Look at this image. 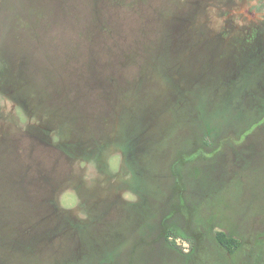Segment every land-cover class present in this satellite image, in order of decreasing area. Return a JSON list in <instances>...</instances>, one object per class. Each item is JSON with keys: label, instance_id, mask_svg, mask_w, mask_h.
Wrapping results in <instances>:
<instances>
[{"label": "rangeland", "instance_id": "1", "mask_svg": "<svg viewBox=\"0 0 264 264\" xmlns=\"http://www.w3.org/2000/svg\"><path fill=\"white\" fill-rule=\"evenodd\" d=\"M255 99L264 105V0H0V264H82L107 251L128 254L137 232L168 209L172 156L197 134L199 105L218 110L227 132L217 139L222 159L192 162L200 165L194 178L184 168L187 206L178 212L192 224L222 219L225 235L239 240L245 223L223 218L213 194L231 183L234 214L263 216L257 198L264 176L246 199L241 179L230 181L227 172L230 146L263 150L257 141L264 121L243 130L247 137L228 132L234 118L243 123L257 115L248 106ZM26 122L29 132L38 123L54 139L60 133L61 145L71 143L77 157L65 169L48 138L27 135ZM83 145L97 154L87 158ZM134 157L140 180L132 183L127 165L133 168ZM124 182L146 185V211L128 205L138 200L132 188H111ZM27 227L34 232L23 234ZM169 239L189 249L182 237ZM252 243L241 261L260 264L264 236ZM138 248L148 264L150 249ZM204 255L212 258L208 247ZM152 258L151 264H181L164 253Z\"/></svg>", "mask_w": 264, "mask_h": 264}, {"label": "flooded vegetation", "instance_id": "2", "mask_svg": "<svg viewBox=\"0 0 264 264\" xmlns=\"http://www.w3.org/2000/svg\"><path fill=\"white\" fill-rule=\"evenodd\" d=\"M263 87V86H262ZM255 92H259L260 94L263 93V90L261 88V90L259 91H255ZM246 95H249L248 92L245 93ZM256 102H252V103H248V106L251 105V107L253 109L257 110V115L253 118H249L248 120H245V122L240 123V118L237 119H233L234 123L230 124V129L228 130V132H237V134L241 135L243 130L250 128L252 125L255 126L257 125L258 122H263L264 121V105L262 104L261 101H258V99H255ZM263 106H262V105ZM258 105V106H257ZM256 106V107H253ZM238 109H240L241 107H237ZM249 107H247L248 109ZM242 112H239V114ZM238 115V113H237ZM239 116V115H238ZM240 117V116H239ZM29 120V119H27ZM53 124V123H50ZM27 130V135L29 136H33L35 137V140L39 141V142H43L44 138H48L50 140V142L48 143L49 146H51V148L53 149V151L57 150L56 152H59L60 154H62V157L60 159H64L63 163H64V167L66 169L67 164L69 163L68 161H70V159L72 160L74 157H77V154L72 151V148L67 144H62L61 145V141L63 140L62 137H60V133L57 134L56 138L54 139L52 133H49V131L51 130L50 128H43L40 127V125L37 123V127L34 129V132H29L28 129L31 128L32 123L26 122L23 124ZM55 125V124H53ZM54 133V132H53ZM228 133V134H229ZM25 135V136H27ZM63 135V134H61ZM238 135V136H239ZM247 137V134H242L241 136ZM24 136V137H25ZM44 143V142H43ZM257 144H260L261 148H263L264 150V137L262 138V141H257ZM240 145V144H239ZM62 147L63 149L60 150L59 147ZM252 145H248V147H251ZM219 143L217 144V149L214 153V160H212L215 163H219L221 156V151L219 149ZM83 149H85V152H83V154H85L87 157L93 156L94 154H97L95 150L90 151V149L88 148L87 145H83L82 146ZM247 148V147H246ZM262 149L259 152H255V149L249 150L247 151L242 150L238 147L235 146H230V151L232 154V158L231 160L227 159V161H230L227 163V168L229 169L227 172L230 173L229 175V180L232 181V179H241V184L243 185L242 188L247 189V191H249L246 195L245 198L247 199L248 196L251 195H255L254 193V188L259 185L262 182V178L264 176V151ZM193 153H195V156H197L198 154L196 153V151H194ZM237 154L241 155L240 159H237ZM255 160V162L250 161L249 165L246 167H242L243 162H247V158H251V157ZM135 162L133 164V172L135 175V179L137 178L138 181L140 180V178H138L136 176V169L139 170V167H137L138 165V159L135 158ZM200 160H207L209 161L208 157L207 159H200ZM202 161V162H203ZM36 164L39 165L38 161H35ZM31 166V165H30ZM137 167V168H136ZM242 170L244 171V173H242ZM71 174V173H70ZM226 182V181H224ZM138 184V185H137ZM121 185V183L119 184ZM130 184L128 182H124L121 187H116L114 185V187H111L112 189H119L120 190H124L122 188L129 187L132 188L134 190V192L138 195V200L139 201V191L138 189H134L132 186H129ZM137 187L139 188L140 183H136ZM231 183H228L227 187H222L221 189V193H218V188H216V192L214 195V200L215 198H219L218 202L219 203H223V207L220 210L218 209V213L224 215L223 218H227L228 221L230 223H235L238 222L239 224L245 223V226L243 227V229L240 231L241 233H239V240L236 239L238 241V245L237 247H233L232 250L227 249V246L219 240V237L221 236L222 238L226 239V238H237L232 237L234 235H232L231 237L225 235L224 230H225V225L223 224L224 221L221 222L215 221L210 225L206 224V221L208 222V219L202 218V221L199 224H192L190 222V219L186 220L183 218V216H179L181 217L182 221H183V232L185 233V236L183 237V239H185V241L187 242L186 245L189 246V249H182L179 245V250L177 252L175 251H170L167 253H164L166 255V257L171 260L174 259V257L178 256V259L180 261L181 264H247L246 263H242V257L240 256L241 253H243V251H248L249 247L251 246V242H253L252 244L255 243V241H257L258 237L261 235L264 236V194L259 197L258 196V204H257V210H259L263 215L261 216V218H253L251 219L249 217V215L246 213L243 215V217L241 216V213H235L234 211H232V207H229L228 205V201H232L231 200V195H232V199L234 200L236 198V194L235 193H231V188H230ZM146 185H142L140 187H143ZM263 186V185H262ZM261 187V186H260ZM261 189V188H260ZM264 192V189H263ZM54 195V194H53ZM114 199L116 200H122L121 197H119V195L115 194L113 195ZM112 196V197H113ZM136 201V202H137ZM225 203V204H224ZM49 204L51 206H55V202H54V198L52 197V199H49ZM237 205V204H236ZM243 205V204H242ZM237 207H239L237 205ZM241 208V207H239ZM245 212H247L246 209V205H243L242 208ZM53 212H55V210H53ZM209 213H211V211H209ZM247 215V216H245ZM241 219H238L240 218ZM71 216L70 214L67 215V220H68V224L70 227H72V225H74V222H70L69 220H71ZM163 220V217L158 218V222L161 223ZM242 220V221H241ZM73 221V220H72ZM90 221V220H89ZM169 223L172 225L173 224V218L170 217L168 219ZM257 224H260L261 226L259 227ZM42 227V226H41ZM215 228H219L220 231L219 233L216 234V232L214 231ZM234 232H236V230L234 229V226H232ZM34 230L33 228L30 227V229L27 227V229L23 230L22 233L23 234H27V233H33ZM59 232V231H58ZM56 235V234H55ZM57 235H60L57 233ZM237 235V234H236ZM52 238H54V236H52ZM224 242H228L227 239L224 240ZM165 244V241H163ZM209 248L211 251V255L212 258H210L207 255H204V249ZM27 248V247H26ZM31 245H30V249H31ZM236 254V258L234 257V255ZM239 256V258H238ZM208 257V258H207ZM204 258H207V260H204ZM148 260L150 261V257H148ZM42 263V261H41ZM40 264V263H38ZM44 264V263H43ZM51 264H60L57 261L52 262ZM63 264V263H62ZM68 264H75L74 262H70ZM136 264H140L139 260L136 261ZM261 264V263H260Z\"/></svg>", "mask_w": 264, "mask_h": 264}, {"label": "trees", "instance_id": "3", "mask_svg": "<svg viewBox=\"0 0 264 264\" xmlns=\"http://www.w3.org/2000/svg\"><path fill=\"white\" fill-rule=\"evenodd\" d=\"M242 109H238L235 113L241 112ZM196 116L193 117V121H198L199 123V130L197 134L191 135V141L189 146L182 148V152H176L172 156L171 160V172H172V182L168 186V191L165 195V201L168 206V209H164L161 211L160 217H163V220L161 223H159L157 220L155 221L154 225L148 226V228L144 229L141 228L134 238V245L135 248L130 250L128 254H126L124 257H117L116 253L113 251H107L105 253H102L98 258H96L93 261H88L87 257L84 260L85 263L82 264H136V261L139 260L140 264V254L138 251V247H146L150 249L149 256L150 261L148 260V264H151L153 260V254L155 252L159 253H167L170 251L178 252L180 249L178 245L174 243V241H169L171 237H184L185 233L183 232V221L179 219L176 215L180 214L182 216L180 211V205L183 208L187 206V190L189 189V184L187 183V180L185 178V171L184 168L187 167L190 170L191 178H194L195 173H198L200 170V165L195 162L196 160L200 159H208L214 160V154L213 152L217 149V139L220 138L222 135L219 134H225L226 129L221 126L219 119L217 118V108H213L212 111L207 107L203 105H199L196 109ZM234 113V114H235ZM233 115L228 116V120L225 121L224 126L226 124H229V120L231 119ZM192 122V121H191ZM190 122V123H191ZM230 128V127H229ZM189 137V138H190ZM196 151L198 154L195 156ZM191 156L190 158H188ZM90 158V157H87ZM195 165V166H194ZM130 170L133 172V168L131 167V164L128 162V165ZM193 166V167H192ZM104 169H102L103 171ZM135 175L134 173H132ZM135 177L132 183H134ZM136 182V181H135ZM136 185V184H135ZM134 189H138L140 200L134 203H130L128 205L136 207L137 211H146L148 209V199L149 197H146L147 192H145L147 189L145 186L143 187H137V185L134 187ZM171 203H173L174 206L171 207ZM126 205V206H128ZM124 206V208H126ZM172 217L173 218V224H170L168 219ZM90 221L93 219V217L89 218ZM87 223H76L75 225L83 227ZM147 229L150 231L151 235L147 236L145 232ZM224 238L221 236L219 237V240L222 241L226 246L227 249L232 250L233 247H237L238 241L234 238H226L227 243L223 241ZM224 239V240H226ZM61 240V239H60ZM165 241V244L164 242ZM165 255V254H164ZM166 256V255H165ZM175 260H179L178 256L174 257ZM72 262V260L67 259L64 264H68ZM90 262V263H89ZM81 263V262H79ZM261 264H264V259H262Z\"/></svg>", "mask_w": 264, "mask_h": 264}, {"label": "water", "instance_id": "4", "mask_svg": "<svg viewBox=\"0 0 264 264\" xmlns=\"http://www.w3.org/2000/svg\"><path fill=\"white\" fill-rule=\"evenodd\" d=\"M60 262V261H59ZM63 263V262H62ZM64 264V263H63Z\"/></svg>", "mask_w": 264, "mask_h": 264}]
</instances>
